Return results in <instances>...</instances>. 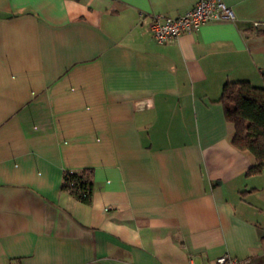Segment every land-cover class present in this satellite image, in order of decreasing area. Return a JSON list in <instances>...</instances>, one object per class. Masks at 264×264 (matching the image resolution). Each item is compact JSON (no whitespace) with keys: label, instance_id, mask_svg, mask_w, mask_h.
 I'll list each match as a JSON object with an SVG mask.
<instances>
[{"label":"crops","instance_id":"obj_1","mask_svg":"<svg viewBox=\"0 0 264 264\" xmlns=\"http://www.w3.org/2000/svg\"><path fill=\"white\" fill-rule=\"evenodd\" d=\"M197 0H0V264H264V169L227 83L264 89V0L159 45ZM90 172L85 205L61 189Z\"/></svg>","mask_w":264,"mask_h":264},{"label":"trees","instance_id":"obj_2","mask_svg":"<svg viewBox=\"0 0 264 264\" xmlns=\"http://www.w3.org/2000/svg\"><path fill=\"white\" fill-rule=\"evenodd\" d=\"M226 120L233 126L232 146L253 157L255 165L249 173L264 169V89H255L246 82L227 83L222 88ZM61 189L82 204L91 201L90 172L65 173Z\"/></svg>","mask_w":264,"mask_h":264},{"label":"built area","instance_id":"obj_3","mask_svg":"<svg viewBox=\"0 0 264 264\" xmlns=\"http://www.w3.org/2000/svg\"><path fill=\"white\" fill-rule=\"evenodd\" d=\"M227 21H234V15L222 0H197L189 11L179 17L153 15L148 30L154 41L163 45L175 41L181 35L197 31L206 23ZM213 264H244V262L225 255L217 258Z\"/></svg>","mask_w":264,"mask_h":264}]
</instances>
